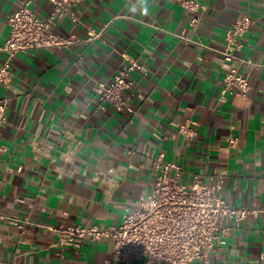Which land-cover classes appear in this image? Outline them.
<instances>
[{"label":"crops","instance_id":"0c3cea01","mask_svg":"<svg viewBox=\"0 0 264 264\" xmlns=\"http://www.w3.org/2000/svg\"><path fill=\"white\" fill-rule=\"evenodd\" d=\"M182 1L85 0L79 22L58 18L53 32L85 40L93 30L97 39L12 59L11 81L0 84V98L9 100L0 134V264H121L110 241L52 247L53 229L119 226L126 207L150 192L159 153L183 167L181 182L215 174L223 200L264 208V1L196 0L204 7L197 13ZM26 3L38 18L52 9L51 0H0V47L8 17ZM242 16L251 25L226 62V31ZM125 54L142 60L133 73L132 123L98 110L93 92L96 82L112 80ZM233 68L248 76L249 93L221 100ZM189 119L191 140L177 132ZM11 220L26 222L23 230ZM229 226L209 264H264V215Z\"/></svg>","mask_w":264,"mask_h":264},{"label":"built area","instance_id":"2783aa9c","mask_svg":"<svg viewBox=\"0 0 264 264\" xmlns=\"http://www.w3.org/2000/svg\"><path fill=\"white\" fill-rule=\"evenodd\" d=\"M85 0H51L52 9L45 18H38L29 4L13 12L7 20L8 33L0 47L3 60L0 65V84L11 81L12 59L17 54L34 50H64L78 42H90L100 33L90 30L85 40L75 35L61 36L53 32L56 19L67 17L78 23L77 10ZM264 1V0H263ZM188 11L201 12L204 7L196 0L182 1ZM198 22L191 21L194 26ZM251 20L242 16L235 19L225 34L226 45L222 58L226 62L236 59L240 38L248 31ZM121 66L112 80L96 82L93 92L96 108L106 107L126 114L128 123L135 115L133 105L136 97V82L133 73L142 69L140 57L122 55ZM250 85L247 75L237 69L225 73L220 99L237 95L246 97ZM8 98H0V134L6 123ZM195 122L186 120L177 126V132L188 140L195 137ZM229 139V144H234ZM5 149L0 145V158ZM182 166L166 162L162 153L153 158L151 164L152 187L141 196L134 206H127L119 226L100 228L96 225L59 226L52 247L66 248L80 246L81 242L100 243L110 241L114 254L121 264H209L208 253L219 251L231 235L229 223L239 227L249 216L264 215V208L235 206L220 197L223 179L212 175H195L190 183L181 182ZM10 223L23 230L26 222L11 220Z\"/></svg>","mask_w":264,"mask_h":264},{"label":"clouds","instance_id":"9594fccd","mask_svg":"<svg viewBox=\"0 0 264 264\" xmlns=\"http://www.w3.org/2000/svg\"><path fill=\"white\" fill-rule=\"evenodd\" d=\"M147 10L145 9V12H146Z\"/></svg>","mask_w":264,"mask_h":264}]
</instances>
